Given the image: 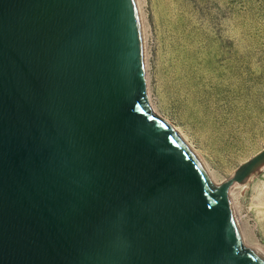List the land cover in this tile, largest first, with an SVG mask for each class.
<instances>
[{
    "label": "water",
    "instance_id": "1",
    "mask_svg": "<svg viewBox=\"0 0 264 264\" xmlns=\"http://www.w3.org/2000/svg\"><path fill=\"white\" fill-rule=\"evenodd\" d=\"M0 264H264L149 108L137 0H0Z\"/></svg>",
    "mask_w": 264,
    "mask_h": 264
},
{
    "label": "rangeland",
    "instance_id": "2",
    "mask_svg": "<svg viewBox=\"0 0 264 264\" xmlns=\"http://www.w3.org/2000/svg\"><path fill=\"white\" fill-rule=\"evenodd\" d=\"M137 6L151 112L217 185L234 181L228 200L242 242L264 255V162L249 168L264 150V0Z\"/></svg>",
    "mask_w": 264,
    "mask_h": 264
},
{
    "label": "bare ground",
    "instance_id": "3",
    "mask_svg": "<svg viewBox=\"0 0 264 264\" xmlns=\"http://www.w3.org/2000/svg\"><path fill=\"white\" fill-rule=\"evenodd\" d=\"M138 1V0H137ZM140 13V12H139ZM141 18V17H140ZM141 23H142V26H143V19H141ZM144 26L142 27V31H143V33H144ZM145 56V55H144ZM145 59V58H144ZM146 63V62H145ZM146 65V64H145ZM146 77V76H145ZM148 79L146 78V93H147V96H148ZM174 129V128H173ZM174 131L175 132H177V130L176 129H174ZM259 164H261V163H259V162H256V161H254V160H252L251 162H250V164H249V168H250V166L251 167H256L257 165H259ZM247 167V169H248V165L246 166ZM242 171H243V168L241 169ZM244 174V173H243ZM209 177H210V175H208ZM240 176H242V175H240ZM239 176V177H240ZM246 177V176H245ZM241 178V177H240ZM209 179H211V178H209ZM234 179V178H233ZM235 179H236V177H235ZM234 179V180H235ZM231 180V179H230ZM238 180V179H237ZM240 180V179H239ZM238 180V181H239ZM243 181V180H242ZM211 182L213 183V185H214V187L218 190V191H221L222 193H224V195L228 198V196H229V191H231L232 190V182H234V181H229V180H227L226 182H224V184L223 185H217L214 181H213V179H211ZM236 183V182H235ZM232 192V191H231ZM254 251H256V252H258L259 254H261L263 257H264V255L258 250V249H255V248H252Z\"/></svg>",
    "mask_w": 264,
    "mask_h": 264
}]
</instances>
